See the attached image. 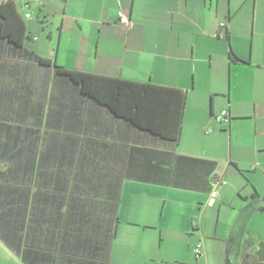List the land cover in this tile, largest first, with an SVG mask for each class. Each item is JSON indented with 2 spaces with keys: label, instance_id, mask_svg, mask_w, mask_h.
<instances>
[{
  "label": "crops",
  "instance_id": "crops-1",
  "mask_svg": "<svg viewBox=\"0 0 264 264\" xmlns=\"http://www.w3.org/2000/svg\"><path fill=\"white\" fill-rule=\"evenodd\" d=\"M90 1L95 5L90 7ZM221 2L86 0L82 4L81 0H66L59 24L57 20H42L43 28H50L41 31L40 38L32 36L29 42L36 41V48L25 41L19 49L0 38V123L7 119L2 131L18 136L19 142L12 147L22 149L16 160L18 166L14 165L16 170L10 164L0 166L14 171L13 175L9 173L10 179L17 181L19 192L28 193L30 202H36V192H47V204L41 203V207L44 211V206L48 207L53 232L41 241L36 239L40 249L45 244L49 263L89 261L68 252L71 231L83 229L88 220L73 223L66 216L67 209L74 198L98 196L100 182L118 181L117 187H106L99 195L102 198L117 191L112 207L114 236L103 242L109 246L108 255L99 262L257 264L256 254L264 244V54L256 51L264 49V32L259 33L260 42L253 40L249 55L231 46L242 62L232 61L230 48L228 56L225 50L229 44L227 32L230 45L233 33L222 22L226 13ZM228 2L230 14L232 0ZM25 5L29 7L30 3ZM258 6L256 0V10ZM121 7L130 20L127 27L119 24ZM93 12L96 16L90 18ZM228 20L233 21L232 15ZM217 54L222 63L229 62L232 73L229 102L227 107L222 106V111L229 113V121L218 124L219 133L214 122L222 111L218 113L215 108V96L208 107L209 98L193 92L186 82L198 81V65L208 58L214 62ZM36 57L67 70L186 92L184 110L182 95L175 93L166 95L164 106L170 117L183 113L178 143L132 128L87 98L71 92L61 95L54 68L40 66ZM259 71L262 74L257 75ZM193 87L197 90L196 85ZM142 152L149 166L139 162ZM217 177L222 179L221 184H215ZM147 188L153 194L175 192L170 195L183 212L177 224L181 228H160L156 244L147 239L129 243L130 239L124 238L119 245L123 248L116 253L119 234L130 235L131 230L141 227L137 219L144 221L145 230H158L149 215L155 207L145 211L147 214L142 209L146 198L142 193ZM212 190H217L219 197L210 207ZM128 193L136 205H128ZM192 199L190 208L184 202ZM164 203L162 215L168 200ZM124 207L127 213L123 222ZM61 215L65 216L59 219ZM209 220L215 227L212 234L207 229ZM18 226L20 233L0 225V245L25 264L20 254L26 247L27 225L21 221ZM220 230L225 234L220 235ZM199 244L202 256L197 258L194 251Z\"/></svg>",
  "mask_w": 264,
  "mask_h": 264
},
{
  "label": "trees",
  "instance_id": "trees-1",
  "mask_svg": "<svg viewBox=\"0 0 264 264\" xmlns=\"http://www.w3.org/2000/svg\"><path fill=\"white\" fill-rule=\"evenodd\" d=\"M0 38L6 39L10 45L19 49L23 48L25 41H33L32 35L28 34L27 26L21 18L13 0H3L0 2ZM226 39L229 42L231 60L242 62L232 51L229 32H227ZM36 62L42 67L54 68L55 76L58 79L56 85H58L61 95L71 92L87 98L98 106L105 108L113 117L122 120L132 128L148 133L159 140L178 143L183 123V113L177 112L178 115L175 113L170 117V114L164 110V106L167 101L166 95L168 93H175L182 95V110H184L187 102L186 92L124 79L108 78L67 70L51 60L40 57H36ZM49 119L46 120V127H49L47 123ZM6 121L7 119L3 120V122ZM3 122L0 123V165L10 164L18 166L16 160L20 154L18 152L22 153V149L17 151L12 147L19 142L17 140L18 136L4 133L1 128ZM35 152L37 156L38 148H36ZM143 153L139 162L142 165L149 166V162L144 158L145 154ZM30 156L34 157L32 150H30ZM14 167L16 170V166ZM13 172L9 168L2 170V166H0V176L3 177V180L0 181V225L7 229L10 228V230L15 229L16 233H20L21 226H18V224L21 221L25 223L27 231L26 228H23L22 231H26V247L23 248L20 254L22 261L25 264H52L48 262L49 252L45 251V244L41 249L38 247V242L44 236L46 237L45 234L48 235L53 232V221L47 211L48 207L47 205L44 206L46 211L41 207V203L45 204L49 196H47L46 191L40 193L42 196L38 191L36 192V202L35 200L30 202L28 193L22 194L23 192H19L17 181L10 179ZM214 182L215 184H221L222 179L217 177L214 179ZM117 183L118 181L100 182L98 185V190L100 191L98 192V196L94 195L87 199L82 198L81 200L77 198L72 199V205L67 209V218L73 223L83 221L86 218L88 224L83 226L84 230L77 227L71 231L72 247L71 251L68 252L83 255L89 260H80L73 264H106V261L101 263L98 260H104L108 255L109 246H104L103 242H108V239L114 236L115 220L112 207L115 201H117V191L115 190L113 194L111 193L102 198L99 195L102 193V189L105 190L104 188L106 187L113 189L117 187ZM9 195L11 197H7ZM28 206L30 207V211H28ZM63 216L65 215H61L59 219ZM256 259L257 264H264V244L260 245Z\"/></svg>",
  "mask_w": 264,
  "mask_h": 264
},
{
  "label": "rangeland",
  "instance_id": "rangeland-1",
  "mask_svg": "<svg viewBox=\"0 0 264 264\" xmlns=\"http://www.w3.org/2000/svg\"><path fill=\"white\" fill-rule=\"evenodd\" d=\"M3 0H0L2 2ZM255 1L256 0H232V12L229 14V2L228 0H222V8L223 11H225L226 16L223 19L224 27H230L231 31L233 33L231 46L232 48H237L240 50L243 54L249 55L252 50V43L253 40L257 42H260L259 33L264 32V0H258L259 6L257 10L255 9ZM18 12L22 19L24 20L27 28H28V34L32 35L33 37L40 38L41 37V31L47 30V28H50L49 26L44 29L42 26V20L46 21L49 19L53 22L54 20H57V24L62 21L63 11L66 7V0H15ZM30 3L29 7H25L27 3ZM82 4L86 3V0H81ZM90 7L94 6L95 4L93 2H89ZM115 6V4H111V7ZM78 7V6H75ZM121 11H124V7H121ZM238 11V13H237ZM115 13V11H114ZM30 15V18H27V16ZM232 15L233 21H229V16ZM257 15V16H256ZM96 16V12H93V17ZM257 17V19H256ZM255 20H256V27H255ZM114 25V24H112ZM45 27V26H44ZM99 29V27H96V31ZM109 29H116L110 27ZM58 30V27L56 26V31ZM258 32V33H257ZM257 34L254 36V34ZM225 34V30H224ZM264 43V40L263 42ZM28 44L30 47L36 48V41L34 43H30L28 41ZM216 45V44H215ZM226 55L228 56L229 53V44H226ZM224 47V46H223ZM225 48V47H224ZM220 49L219 47L217 48ZM257 54L261 55L264 54V49L257 48L256 51ZM218 57V58H217ZM219 59H221V56L218 54L216 55L214 62H211L210 59H206V61L200 63L198 65V81H186L187 84L194 88L193 92L195 93H204L209 100H207L208 107H210L211 97L215 96V108L220 113L223 109L222 106L228 105V98L231 91V84H232V73L231 68L229 65V62L222 63ZM262 74L261 71L256 73ZM259 77V76H258ZM54 83V81H53ZM197 90L195 89V86ZM214 125L217 127L215 128V132L219 133V130L221 129L220 125L216 124L214 122ZM213 127H208L207 130H211ZM30 186H33L32 183H29ZM28 185V189H29ZM150 188H147V190L142 193V196H146L144 198V206H142V209L144 213L147 214V212H151L153 210V207H155V211L153 213H149L151 218H153L155 222L154 224H157L156 227L158 230L153 229H144V221L142 219H137V222L141 224V227H138V229L134 228L133 234L130 235H123L122 233L119 234V237L117 239V247L115 252L117 253L118 249H121L123 247H120V243L124 240V238L130 239L129 243H137L142 242L143 239H147L150 241H153V244L157 243L159 239L160 234V228L164 230H169L170 228L177 230L181 227H178V220L182 219V210L180 207H176V198L171 197L170 193H175L174 191L169 190H163L167 192H163L160 194H153L149 191ZM131 193H128V205H132L133 201L131 199V196L129 195ZM141 195H138V199H140ZM165 199L168 200L167 207L165 209V213L162 215L161 213L164 212L165 207ZM137 203V201H136ZM136 203H133L136 205ZM188 207L191 208L193 204V199L188 200L184 202ZM154 204V206H153ZM124 206V205H123ZM126 207L122 209V212L125 211ZM199 209V208H198ZM127 211V209H126ZM147 211V212H145ZM121 212V213H122ZM126 213H122V220L124 222V218L126 219ZM199 214V211H198ZM129 218V217H128ZM138 218V217H134ZM136 220V219H134ZM121 227H124L123 225ZM214 223L212 221H208L207 223V229L210 231V234L213 233L214 229ZM132 229V228H131ZM191 230V229H190ZM224 230V229H223ZM220 230V233L221 231ZM170 231V230H169ZM135 232V233H134ZM168 234V232H165V236ZM224 231L220 235H224ZM227 234V233H226ZM136 247V246H133ZM114 250V248L112 249ZM0 264H20L16 259L12 257V255L7 252L3 246L0 245Z\"/></svg>",
  "mask_w": 264,
  "mask_h": 264
},
{
  "label": "built area",
  "instance_id": "built-area-1",
  "mask_svg": "<svg viewBox=\"0 0 264 264\" xmlns=\"http://www.w3.org/2000/svg\"><path fill=\"white\" fill-rule=\"evenodd\" d=\"M30 17V15H28ZM119 24L127 27L130 24L129 18L125 15L124 12L120 11L118 13ZM229 113L228 111H222L219 115L215 117V121L217 124H224L228 122ZM219 197V192L214 190L210 195V200L208 202V206L212 207L216 204V201ZM197 258L202 256V244H199L194 251Z\"/></svg>",
  "mask_w": 264,
  "mask_h": 264
}]
</instances>
